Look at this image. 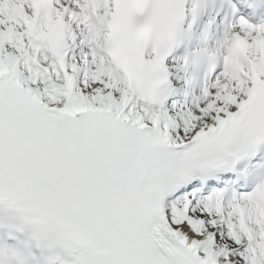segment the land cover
<instances>
[{
    "label": "snow or ice",
    "instance_id": "1",
    "mask_svg": "<svg viewBox=\"0 0 264 264\" xmlns=\"http://www.w3.org/2000/svg\"><path fill=\"white\" fill-rule=\"evenodd\" d=\"M0 264H264V0H0Z\"/></svg>",
    "mask_w": 264,
    "mask_h": 264
}]
</instances>
